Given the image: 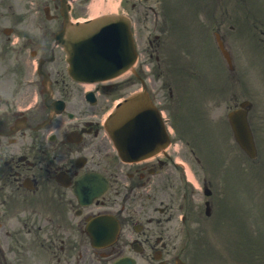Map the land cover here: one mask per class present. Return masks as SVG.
<instances>
[{
  "label": "rangeland",
  "instance_id": "obj_1",
  "mask_svg": "<svg viewBox=\"0 0 264 264\" xmlns=\"http://www.w3.org/2000/svg\"><path fill=\"white\" fill-rule=\"evenodd\" d=\"M177 4H179V2L177 0H175ZM217 0H214V2H216ZM226 5L229 6L228 2L225 0L224 1ZM264 0H260V3H263ZM248 3L250 5L249 10L254 9L253 6L255 4V2L253 0H248ZM229 8L233 11V15H234V20L236 22H239L241 20V17L239 15V12H241L240 10H237L236 8H233L231 6H229ZM145 30V29H144ZM147 32H143V34H146ZM140 42H141V47L142 48H146L147 47V41L146 39L141 35L140 36ZM252 47V46H251ZM259 92V91H258ZM228 100V93H226L225 98L222 101H227ZM256 113L254 114L253 112V119L255 118V120H252V127L255 133V139L259 148V154L257 156V158L251 162L250 159H248L243 153H240L239 158L236 155V153L233 151L235 149L232 148V150H230L232 153L233 158L235 157L236 161H237V165H234V161L233 158L226 156H224V161H225V166L228 167L226 172L229 175L227 178H224L223 176V169L218 170V176L215 178H212L209 174L208 170H194V172L189 176L192 183L195 184V187H201L202 185V175H205L207 177L208 180H211L212 184L214 185L213 189L215 191V194H217V196H219L220 194H225L230 197V193H229V187L231 185L235 186L238 190V192H240L242 194V196H244V191L243 189H245V185H248L249 187H251V189H253L255 191V197L257 199L261 198V193H260V188H259V183L257 181V179L255 178L254 182L250 183L249 182V178L247 177V174L249 173V170L251 169L250 164L252 165H256V169L258 170V172L260 174H264V106L260 103V101H257L256 104ZM225 109H222L220 112L223 114ZM219 132L222 131V135H221V139L220 142L224 145V144H228V145H233L232 144V139L229 137L230 132L229 130H227L226 127H224L223 129L221 127L218 128ZM206 136H213V132L209 133ZM202 142L208 143L209 145L212 144L211 141L205 139V140H201ZM234 143V142H233ZM187 154H189L187 152ZM246 157H244L243 155ZM237 157V158H236ZM241 167L242 169V176H240V172L238 171V169ZM217 180H219V182H217ZM172 182L168 181L167 186L171 187ZM176 196H177V189L175 188L173 193L168 194L166 196L167 199H169L170 197L176 200ZM200 196V194H199ZM220 197H223V195H221ZM246 197V196H245ZM241 199V197H240ZM174 200V201H175ZM231 200L236 203L238 201V199L235 198H231ZM199 201H196V203H198ZM233 203V204H234ZM232 204V207L227 204V212L226 214L228 215L227 217L229 218V222L227 223V226L229 229H233V225H237L238 228L237 230L239 231V233L243 234L244 236H246L250 241H254L255 243H249L247 246H252L254 248H257L258 246L261 245V243H256V241H261L264 242V232L259 231L257 234L252 235V231L249 230L247 228V226L244 224V218L243 215L241 213H245L243 212L240 208H234ZM259 207L261 208V206L259 205ZM202 208V205H201ZM253 214L256 213V210L253 209L252 211ZM259 215V213H258ZM250 223L252 224H256L257 225V219L254 220L253 217H248ZM239 233L237 234V236L239 235ZM210 239H212V241L218 246V253L216 255H209V254H205L203 255L200 260H199V264H264V248H260V249H255V250H250L247 253H241L239 255H237L236 257L233 256L234 258H231L232 255L228 252V249H226V243L228 242V240H226V238H222L219 237H213L212 234L208 235ZM204 239V238H203ZM202 238H199L200 241L203 240ZM258 244V245H257ZM203 246V244H200ZM237 259L239 261H237Z\"/></svg>",
  "mask_w": 264,
  "mask_h": 264
},
{
  "label": "flooded vegetation",
  "instance_id": "obj_2",
  "mask_svg": "<svg viewBox=\"0 0 264 264\" xmlns=\"http://www.w3.org/2000/svg\"><path fill=\"white\" fill-rule=\"evenodd\" d=\"M1 120H9L8 118H3V119H1ZM41 120H43V118L41 119ZM30 151V150H29ZM32 151H34V152H32ZM32 154H33V157H34V159L36 160V161H38V162H42L43 160H42V158L38 155V151H35V150H33L32 149ZM14 166L15 167H19L18 165H16V164H14ZM23 166H25V168L30 172V173H35L36 175H40L42 172L44 173V174H49L51 171H52V167L50 166H43V167H41V166H36L35 164H31L30 166L29 165H27L25 162L23 163ZM33 193H41V190L39 191V192H35V191H33ZM67 203H70L69 201H66V200H64V201H62V206H61V208L59 209V212H63L64 211V205L65 204H67ZM55 217V215L54 214H52L51 216H48L47 218L46 217H43V224H42V226L43 227H49V228H51L52 227V224H54V226L56 227V228H58V229H61L62 227H64V226H66L67 225V223H65V222H63V223H55L54 221H53V218ZM17 240H16V242H15V249L18 247V248H27V246L31 243V237H32V235H31V228H28L27 229V232L26 231H24V230H22V229H19L18 231H17ZM145 241H147V239H145ZM114 247H112V249H113ZM11 250V249H10ZM9 250V251H10ZM0 256L3 258V256H2V254H1V252H0ZM0 264H7V262L4 260V259H2V260H0Z\"/></svg>",
  "mask_w": 264,
  "mask_h": 264
},
{
  "label": "water",
  "instance_id": "obj_3",
  "mask_svg": "<svg viewBox=\"0 0 264 264\" xmlns=\"http://www.w3.org/2000/svg\"><path fill=\"white\" fill-rule=\"evenodd\" d=\"M234 128L239 136L240 141L244 144V146L249 145L248 136L243 127H241L240 124L234 123Z\"/></svg>",
  "mask_w": 264,
  "mask_h": 264
},
{
  "label": "bare ground",
  "instance_id": "obj_4",
  "mask_svg": "<svg viewBox=\"0 0 264 264\" xmlns=\"http://www.w3.org/2000/svg\"><path fill=\"white\" fill-rule=\"evenodd\" d=\"M96 3L101 4L100 1H97ZM108 8L110 10H115L116 9V2H114L113 0H108ZM93 15H96V12H93Z\"/></svg>",
  "mask_w": 264,
  "mask_h": 264
}]
</instances>
